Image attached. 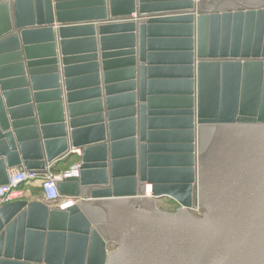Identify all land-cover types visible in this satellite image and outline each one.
<instances>
[{"label": "water", "instance_id": "1", "mask_svg": "<svg viewBox=\"0 0 264 264\" xmlns=\"http://www.w3.org/2000/svg\"><path fill=\"white\" fill-rule=\"evenodd\" d=\"M156 52L199 61L183 92L151 90ZM180 108L187 130L156 128ZM72 157L75 205L0 207V264H264V0H0V185ZM174 163L186 195L151 179Z\"/></svg>", "mask_w": 264, "mask_h": 264}, {"label": "bare ground", "instance_id": "2", "mask_svg": "<svg viewBox=\"0 0 264 264\" xmlns=\"http://www.w3.org/2000/svg\"><path fill=\"white\" fill-rule=\"evenodd\" d=\"M204 8H206V4L203 5ZM254 17H256L257 22L256 24L253 23L252 26V32L250 33V37L252 38L254 35V32H256V35H260L261 34V29H262V18H261V14H254ZM133 19V17H131ZM255 19V20H256ZM256 30H255V28ZM161 36V35H160ZM231 36V34H230ZM247 36V35H246ZM164 37H168V36H164ZM175 38V36H172ZM166 39V38H164ZM160 40V39H159ZM165 42V41H162ZM161 41L157 40V43H159V45L167 48V47H171L172 44L176 43H181L182 41L180 39H174V42L171 43H162ZM258 50V45L254 48V50ZM153 59L151 60V63H153L150 66H147L145 69V72H148V75L151 76L153 79H158V80H154L155 84L151 86V90L152 91H162V92H172V93H180L183 92V86H184V81L186 78L188 77H195L196 76V71H197V64L199 63V61L194 57V54L192 53H188L186 54H160V52H156L155 54H152L151 56H153ZM164 58H168V59H181V63H177V64H173L172 62L168 63V65H164L163 63H167L165 62L166 60ZM164 59V60H162ZM238 61H242L244 59L247 58H242L239 57L237 58ZM225 60H218L217 61V70L219 73V84H222L223 87V92L225 94V97H229L231 95V91L234 90L235 88V81H234V77L232 78L230 75H233V70L229 67V65H225L222 66ZM164 65V66H163ZM202 70L206 69L205 71H207V67L203 66L201 67ZM213 71H215V69H213ZM209 73H205L204 71L201 73V75H209ZM221 76H225L221 79ZM183 82V83H182ZM152 83V82H151ZM150 84V83H149ZM148 84V85H149ZM164 86V87H163ZM147 87V85H146ZM153 87V88H152ZM175 94V95H177ZM177 97V96H175ZM178 99V97H177ZM183 101V99H182ZM177 104V103H176ZM185 103L184 101L180 104L177 105H181L183 106ZM177 114L172 115L170 117H166L167 120H162L163 118H160L159 124H154L156 125V128H158V130H162V131H166L169 129H179V130H187L188 129V120L185 118L184 114H188L189 110L187 112L186 109L184 108H180L178 110H176ZM162 120V121H161ZM195 121V119H194ZM193 121V122H194ZM161 153V152H158ZM172 155L170 156L169 159H174V158H179L181 154H179L178 152H172ZM159 159H162V157L158 156ZM156 168V167H154ZM183 168L180 167L179 164H173V165H169V164H162L160 166V171H155L154 173H156L155 175H152L151 179L157 183H159V185L171 182L170 184H174L172 190H174L173 192H181V195H186L188 189L191 186V174H190V170L189 168L187 170H182ZM146 195L149 197L152 195V186L150 184H147L146 186V191H145Z\"/></svg>", "mask_w": 264, "mask_h": 264}, {"label": "built area", "instance_id": "3", "mask_svg": "<svg viewBox=\"0 0 264 264\" xmlns=\"http://www.w3.org/2000/svg\"><path fill=\"white\" fill-rule=\"evenodd\" d=\"M131 17L136 19L135 14H132ZM72 152L76 157L81 155L79 148H72ZM79 165L80 163L76 158V161L68 168L59 171H53L51 166H47L44 172L23 168L8 169L7 182L0 185V207L13 201L25 199V186L37 188L42 201L51 207L64 210L75 205L77 200L74 197L60 195L57 184L64 179L77 177L79 175ZM59 200L61 202L57 204Z\"/></svg>", "mask_w": 264, "mask_h": 264}, {"label": "crops", "instance_id": "4", "mask_svg": "<svg viewBox=\"0 0 264 264\" xmlns=\"http://www.w3.org/2000/svg\"><path fill=\"white\" fill-rule=\"evenodd\" d=\"M210 7H211V5H207L206 6V8H210ZM82 42H85V41H82ZM76 44H80V45H78L79 47H78L77 50H75V52L78 51V52L82 53V52H86V50H88V48H86L87 44H85V43H82V44L81 43H76ZM75 161H76V158L72 157V158L68 159L67 161H64V162L62 161V162H59V163L55 164L53 167H56L55 168L56 171L64 170V169L68 168ZM25 188H26V198H25L26 200H28V201H30V200H38V201L43 202L42 199L39 196V193L34 194V193L31 192L33 189H35L34 187L25 186ZM60 202H61L60 200L57 201V204L60 203Z\"/></svg>", "mask_w": 264, "mask_h": 264}, {"label": "rangeland", "instance_id": "5", "mask_svg": "<svg viewBox=\"0 0 264 264\" xmlns=\"http://www.w3.org/2000/svg\"><path fill=\"white\" fill-rule=\"evenodd\" d=\"M254 1H256V0H254ZM31 192L34 194L39 193L37 188L33 189ZM159 205H160L161 209L165 210V211H174L178 207V205L176 203H172L168 200L160 201Z\"/></svg>", "mask_w": 264, "mask_h": 264}, {"label": "trees", "instance_id": "6", "mask_svg": "<svg viewBox=\"0 0 264 264\" xmlns=\"http://www.w3.org/2000/svg\"><path fill=\"white\" fill-rule=\"evenodd\" d=\"M55 168H56V167H52V170H53V171H56V169H55Z\"/></svg>", "mask_w": 264, "mask_h": 264}]
</instances>
